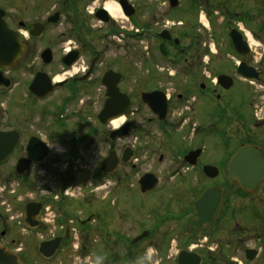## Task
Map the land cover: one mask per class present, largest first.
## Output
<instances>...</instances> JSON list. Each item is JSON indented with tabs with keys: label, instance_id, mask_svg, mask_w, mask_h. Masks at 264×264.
<instances>
[{
	"label": "flooded vegetation",
	"instance_id": "flooded-vegetation-1",
	"mask_svg": "<svg viewBox=\"0 0 264 264\" xmlns=\"http://www.w3.org/2000/svg\"><path fill=\"white\" fill-rule=\"evenodd\" d=\"M121 1L0 0V131L9 133L10 140L4 145L12 148L0 163V169L7 170L0 179L10 187L3 222L6 230L0 234H7L3 247L22 264H92L96 255L104 257L103 264H135L144 254L151 257L150 264H179L182 252L202 257V264L208 255H215L216 261L221 257L218 264H264V233L250 234L258 238L242 249L240 258L223 248L210 247L213 240L211 235L208 239L207 230L218 221L219 213L224 211L222 225H229L249 208L237 191L229 196V190L236 186L210 184L195 190L184 211L192 219H182L183 227H189L178 230L176 239L156 240L153 228L131 233L122 227L123 217L136 216L142 203L134 197L125 202L122 191L126 182L119 177V168L125 164L119 163L111 175L102 171V161L116 151L107 152L95 174L88 154L96 143L88 122L85 132H69L72 140H66L65 146L73 144L72 158L67 156L65 162L53 151L49 135H44L53 122L59 129L83 114L86 116L81 120H92L94 109H102L107 100L103 80L110 71L121 75L118 87L133 102L125 89L126 73L112 68L106 59L110 36L120 32L118 19H124L136 28L134 82L139 106L135 113L144 112L137 127L140 145L153 128L167 136L164 126L177 120L176 110L182 109L178 119L184 125L194 121L186 129L188 148L181 156L175 155L187 164L188 153L202 150L192 169L207 165L202 162L206 148L196 141L200 131L197 120H236L235 126L231 124L235 132L226 143L264 151V0H177L175 5L170 0H155L166 4V25L158 10L144 13L143 0H126L133 8L127 6L128 11L134 10L131 17L126 18L125 12L123 18L112 17L106 4L115 3L121 9ZM239 86L243 92L235 101L231 93ZM147 93H157L152 98L154 104L166 100V112L150 109L142 100ZM72 105L82 112L67 116ZM135 113H127L126 120ZM61 140L57 139L60 144ZM168 142L176 151L169 138ZM124 150L121 155L116 152L119 158ZM163 157L161 154L160 162ZM47 173L52 179L49 188L43 186ZM58 173H63L60 178ZM212 186L223 188L224 198L212 224L200 230L191 225L196 217L194 203ZM139 190L143 194L140 185ZM178 196L166 198L168 204ZM179 234L186 240L179 239ZM247 237L237 240L238 250ZM151 239L153 243L146 244ZM52 244L57 245L53 254ZM170 246L175 247V254L169 253ZM226 246L230 248L231 243ZM44 247L49 255L41 252Z\"/></svg>",
	"mask_w": 264,
	"mask_h": 264
},
{
	"label": "rangeland",
	"instance_id": "rangeland-1",
	"mask_svg": "<svg viewBox=\"0 0 264 264\" xmlns=\"http://www.w3.org/2000/svg\"><path fill=\"white\" fill-rule=\"evenodd\" d=\"M164 1L165 0H162L161 2L163 3ZM162 3L155 0H143L141 4L143 6L144 13H149L151 10H158L162 16L158 15L164 18V25H166L167 15L169 12L166 4L164 5ZM118 21L120 22V32L110 36L106 59L108 60L107 62L111 64L112 68L124 71L127 75L125 89L129 90L133 100L132 108L128 112L129 114L130 112L135 113L136 108L139 106V95L135 90L134 82V61L136 58L135 52L137 44L135 38L127 37V34H134L131 30H135L136 28L127 20L118 19ZM149 21H152L151 16L149 17ZM242 92L243 90L241 89V86L235 88L231 93V98L238 101ZM98 95L99 92L96 94L95 99L99 97ZM68 110L67 116L72 115L71 112L73 111L82 112V110L75 105L68 107ZM100 111V107L94 109L93 116H90L92 120H81V118L86 116L84 114L80 116L79 120H67L65 128L61 127L57 129V125L53 122L51 125H47V130L44 135H49L53 151L56 152L58 157L65 162L67 156L68 158H72L71 149L73 144L70 143L72 136H69V132L73 131L76 134L85 132L87 127L85 122H88L89 129L93 132L96 143L92 151L88 154L90 161L89 164L93 167L95 174L97 173V168L101 163V160H103L109 150H114L121 155L126 147H132L134 150L136 148L137 152L135 153L134 160L119 168V177L121 180L126 182L122 191L125 202L130 203L129 198L134 197L135 199H138V201L141 200L143 208L138 211L136 216L127 215L129 216L128 218L127 216L123 217L122 227L131 231V233L153 228L154 230H157L155 233L156 240H164L165 238L176 239L178 230L189 227L187 224L183 227L182 219L185 218L187 221L192 219L191 216L187 217V213H184V211L190 205L191 201H193L192 197L194 193L197 192L195 190L202 188L204 185H225L226 155H231V153L237 149L235 142H231L228 145L226 141L229 140L235 132V128L231 126V124L235 126L234 121L236 120H197L200 131L196 141L201 142V144H203L206 148L205 154L202 157V162L214 165L220 169L221 176L217 179L218 183H214V181L208 180L203 175L201 167L195 169L189 168L187 164L181 162L176 156H181V154L188 148L189 132L186 129L194 121L188 120L186 121L187 124L184 125V121L178 119L182 109L176 110L175 117L177 120H172L167 123V126H164L165 134L167 136L164 134L161 136V131L153 128L151 130V135L142 141V145H140V140H137V127L141 125L142 120H140V117L144 115L143 111H141L139 115H136L135 113V115L131 116V120H128V122L131 124L132 128L127 138L116 142L110 141L107 137V134H110L112 131V126H101L96 119V116ZM78 114L79 113H77V116ZM128 114L126 116H128ZM202 115H204V112ZM77 116L73 114L72 118L76 119ZM4 121L5 120H2L1 122L3 123ZM58 138L62 139V144L57 141ZM168 138L170 139L171 144L175 146L176 151L170 147ZM66 140L70 141L67 142L69 147H67L68 149L65 146ZM224 142L226 143V148L224 146ZM161 154L164 156L162 162L159 161ZM60 170L63 172L64 169L60 168ZM148 172L154 174L158 178L159 186L158 191L155 194L144 197L145 195L141 194L139 190L138 181ZM0 174H3L4 176H2V178H4L7 175L6 168L0 169ZM62 174L63 173H58L59 178ZM3 180L4 179H0V234L2 231L6 230L3 226V222L6 221L8 202L10 199L8 194L10 187L8 184L2 182ZM45 181L47 183L44 182L43 186L49 188L52 179L49 178L48 173L46 174ZM40 183V180L36 181V185H39ZM51 186H54V184L52 183ZM236 191V187H233L229 190V196H233ZM76 192H78L77 189ZM107 192L108 189L105 190L104 194ZM174 192L179 193L180 196L171 200L170 204H168V200L166 198L170 199V196L176 195ZM108 196L111 197L113 195L109 194ZM240 200H243L244 206H248L247 204L249 203V208L248 210L246 208L244 214L239 216V218H235L236 220L229 225H222L224 211H221L217 218L218 221L214 222L207 230L208 239H210L209 235H211L213 240V244H211L210 247L214 249L218 247L219 250L223 248L229 254L236 255L239 258L242 249L249 246L248 243L254 244L252 243V240L255 238H252L250 234L254 235L264 233V186L261 187L255 194L250 196V198L247 199L244 197ZM239 201L236 205L239 204L238 206L241 209L243 205L242 203H239ZM126 206L128 208L129 205ZM171 230L173 231L170 232ZM6 235L4 237L0 235L1 246H3L6 242ZM182 236L183 234L179 236V239H181ZM243 236L249 237L246 238L244 246L239 247L238 250L237 240ZM182 239L185 241L186 237H182ZM152 241L153 239L146 244H152ZM254 242L258 243V241ZM228 243H231L230 248L226 246ZM261 245H264L263 241ZM174 248V246H170L169 253L172 252L175 254L176 251ZM228 253L224 254L227 255ZM222 261L223 259L221 257H219V259L217 258L216 261L215 255H208L205 264H218V262ZM262 261L263 258L259 262Z\"/></svg>",
	"mask_w": 264,
	"mask_h": 264
},
{
	"label": "water",
	"instance_id": "water-1",
	"mask_svg": "<svg viewBox=\"0 0 264 264\" xmlns=\"http://www.w3.org/2000/svg\"><path fill=\"white\" fill-rule=\"evenodd\" d=\"M170 2L174 3L175 5L177 0H170ZM126 4L127 3L124 0L121 1V6L125 11V15L130 17L133 15L134 10L131 9V11H128V9H126L128 4ZM244 77L248 78V76ZM119 81L120 76L113 72L108 73L104 78V83L108 86V100L106 101L104 109L99 115V120L103 124L123 116L131 105L128 96L119 91ZM155 95L156 93L144 94V103L155 113H157L156 109H161L163 112H166V101L163 99L161 103L159 101L158 103L154 104L152 98H155ZM160 119H165V116H160ZM129 128V124H126L121 129L114 131L110 138L112 140H116L118 138L125 137L128 134ZM9 140V133L0 131V163L4 161L12 151L11 147L4 145V143H7ZM133 154L134 153L131 149H126L122 157V162L128 163L133 157ZM200 154V150L190 152L185 157V161L190 165H195ZM119 163L120 161L117 154L115 152H111L102 163V171L107 174H112L117 169ZM203 172L205 176L210 179H215L219 175L218 169L211 166H205ZM227 174L228 183H236L241 190L249 194L255 193L264 181V151L252 146L239 147L236 153L229 160ZM139 183L141 191L143 193H148L156 189L158 185V179L152 174H146L141 177ZM223 195L224 191L221 188L210 187L206 189L201 197L194 203L196 220H194L191 225L200 230H203L207 225H209L213 221L220 207ZM145 236L146 234H144L140 239ZM52 248L53 250L50 252L51 254L56 251L57 245L52 244ZM41 252L44 255H49V252H45V247L41 248ZM253 256L254 253L248 256V258L252 259ZM179 263L200 264L201 258L193 253L182 252L179 256ZM0 264H22V262L16 255H13L12 253L0 248Z\"/></svg>",
	"mask_w": 264,
	"mask_h": 264
},
{
	"label": "bare ground",
	"instance_id": "bare-ground-1",
	"mask_svg": "<svg viewBox=\"0 0 264 264\" xmlns=\"http://www.w3.org/2000/svg\"><path fill=\"white\" fill-rule=\"evenodd\" d=\"M106 10L114 18H123V14L119 5L115 3H107ZM124 122H125V118L121 117L119 119L112 121L110 125L112 126L113 129H118L124 124Z\"/></svg>",
	"mask_w": 264,
	"mask_h": 264
},
{
	"label": "clouds",
	"instance_id": "clouds-1",
	"mask_svg": "<svg viewBox=\"0 0 264 264\" xmlns=\"http://www.w3.org/2000/svg\"><path fill=\"white\" fill-rule=\"evenodd\" d=\"M103 261L104 257L102 255H96L92 260V264H103ZM150 261L151 257L147 254H144L137 258L135 264H150Z\"/></svg>",
	"mask_w": 264,
	"mask_h": 264
},
{
	"label": "trees",
	"instance_id": "trees-1",
	"mask_svg": "<svg viewBox=\"0 0 264 264\" xmlns=\"http://www.w3.org/2000/svg\"><path fill=\"white\" fill-rule=\"evenodd\" d=\"M239 194H241V192L239 191Z\"/></svg>",
	"mask_w": 264,
	"mask_h": 264
}]
</instances>
